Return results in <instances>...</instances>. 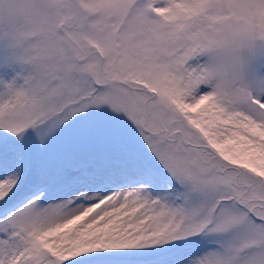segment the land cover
Returning a JSON list of instances; mask_svg holds the SVG:
<instances>
[{
    "label": "snow or ice",
    "instance_id": "obj_1",
    "mask_svg": "<svg viewBox=\"0 0 264 264\" xmlns=\"http://www.w3.org/2000/svg\"><path fill=\"white\" fill-rule=\"evenodd\" d=\"M0 264H264V0H0Z\"/></svg>",
    "mask_w": 264,
    "mask_h": 264
}]
</instances>
